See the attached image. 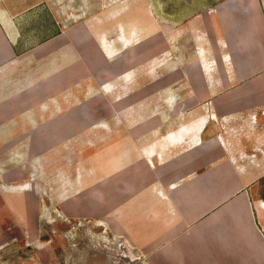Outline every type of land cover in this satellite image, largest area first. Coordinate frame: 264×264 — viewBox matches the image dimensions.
<instances>
[{"label":"rangeland","instance_id":"1","mask_svg":"<svg viewBox=\"0 0 264 264\" xmlns=\"http://www.w3.org/2000/svg\"><path fill=\"white\" fill-rule=\"evenodd\" d=\"M224 2L0 0V23L13 21L22 42L17 49L24 50L20 77L14 71L11 81L59 75L63 65L49 53L54 47L68 50L61 55L73 76L76 61L84 59L83 81H73L78 86L39 102L25 95L22 117L0 118V264H145L128 245V230L106 210L119 206L117 195L133 190L131 161L144 160L161 173L160 154L176 161L183 146L175 144L193 130L177 122V94L193 87L162 70L161 28L172 37L176 56L180 27L171 18L180 12L186 19L202 4ZM242 10L249 20L246 40L264 46V32L253 34L251 12ZM239 27L232 26L234 37ZM57 32V40L50 37ZM134 143L140 149L153 145L152 154H134ZM136 170L145 176L143 166Z\"/></svg>","mask_w":264,"mask_h":264},{"label":"crops","instance_id":"2","mask_svg":"<svg viewBox=\"0 0 264 264\" xmlns=\"http://www.w3.org/2000/svg\"><path fill=\"white\" fill-rule=\"evenodd\" d=\"M233 1L202 4L186 19L180 12L171 18L180 27L176 56L172 37L161 28L162 70L193 87V95L183 91V109L179 101L176 114L179 125L193 130L188 141L175 144V149L183 146L176 161L165 164L171 159L160 154L161 173L144 160L131 161L133 190L117 195L118 207L106 206L118 228L128 230V245L145 264H264V46L246 40L251 39L244 31L249 20L242 10L251 12V32L263 35L264 3ZM7 20L0 23V118H19L26 99L39 102L83 81L84 59L76 61L78 77L73 76L68 58L61 55L68 50L54 47L49 53L53 63L63 65L59 75L11 81L14 71L20 77L17 66L24 50L17 49L21 39ZM233 25L240 26V39L232 34ZM12 30L14 36L6 33ZM253 47L257 50L249 52ZM149 145L140 149L134 143V154L143 149L151 155ZM165 149L171 152L168 145ZM216 151L219 155L213 156ZM137 164L144 167V177Z\"/></svg>","mask_w":264,"mask_h":264},{"label":"flooded vegetation","instance_id":"3","mask_svg":"<svg viewBox=\"0 0 264 264\" xmlns=\"http://www.w3.org/2000/svg\"><path fill=\"white\" fill-rule=\"evenodd\" d=\"M189 92L192 93V95H193V93H194L193 90H190ZM182 94H183V93H181V94L178 93V94H177V96H178L177 98L179 99L180 103H181V101H182V99H183V98H182ZM180 109H183V104H182V103H181ZM177 110H179V108H178Z\"/></svg>","mask_w":264,"mask_h":264},{"label":"bare ground","instance_id":"4","mask_svg":"<svg viewBox=\"0 0 264 264\" xmlns=\"http://www.w3.org/2000/svg\"><path fill=\"white\" fill-rule=\"evenodd\" d=\"M4 226V225H3Z\"/></svg>","mask_w":264,"mask_h":264}]
</instances>
